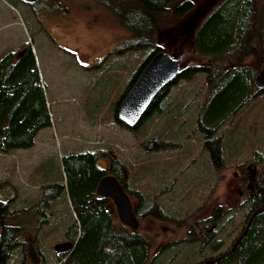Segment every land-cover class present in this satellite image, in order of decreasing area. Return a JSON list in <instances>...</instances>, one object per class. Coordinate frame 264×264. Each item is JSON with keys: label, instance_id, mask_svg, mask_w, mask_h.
Listing matches in <instances>:
<instances>
[{"label": "trees", "instance_id": "1", "mask_svg": "<svg viewBox=\"0 0 264 264\" xmlns=\"http://www.w3.org/2000/svg\"><path fill=\"white\" fill-rule=\"evenodd\" d=\"M100 1L113 11L116 23L128 35L112 51L118 59L121 86L119 98L108 110L114 122L125 126L117 117V106L152 56L162 50L156 37L167 16H185L193 8V1ZM8 2L16 4L15 0ZM29 6L34 14L60 9L57 0H38ZM29 36L32 40V33ZM31 40L9 45L0 52V153L33 147L39 132L53 123ZM192 43L205 63L181 65L178 75L158 92L140 122L125 127L137 143L143 144L145 153L154 156L151 164H158L155 158L160 152L176 151L194 138L201 139V150H211L209 167L217 173L226 162L224 128L229 124L231 128L226 131L234 133L246 122L247 110L264 99V90L255 84L264 66V0H218L197 26ZM114 65L115 61H108L109 69ZM198 80L202 83L194 89ZM200 94L201 100L194 102ZM193 107L195 116L191 115ZM100 108L99 102L92 103L87 111L96 117ZM190 116L194 117V126L188 129ZM183 133L193 138L181 143L178 137ZM247 149L248 161L257 169L264 162V151L253 142ZM60 156L59 165L49 158L47 166L42 162L37 167L41 190L36 198L18 199L19 188L12 178L0 176V264H11L29 232L36 239L38 234L44 239L58 233L56 236L66 245L54 253L55 264H264V171L254 173L252 189L239 204L240 215L229 216L218 224L225 216L223 206H216L207 220L198 217L207 198L190 213L189 202L185 208L189 211L182 218L168 214L162 207L160 199L176 187L178 176L145 196L129 186L126 174L130 168L120 159H112L108 167H102V157L90 149H71ZM235 159L232 156L231 161ZM245 163L239 162L236 167L242 169ZM175 164L172 161L169 166ZM143 165L137 167L140 173L152 171V167ZM186 166L194 167L193 163ZM186 168L179 169V173ZM108 174L116 177L130 198L138 199L136 211L140 208L143 212L137 229L124 226L114 206L97 194L98 182ZM59 201L65 203L66 213L64 207L53 208ZM58 211L61 217L54 215ZM147 217L176 226L189 223L187 236L168 242L178 246L176 251L151 255L154 239L139 230L141 220ZM191 221L195 222L194 228H190ZM197 221H209L210 226L198 234L201 222ZM60 225L63 229L57 231Z\"/></svg>", "mask_w": 264, "mask_h": 264}, {"label": "rangeland", "instance_id": "2", "mask_svg": "<svg viewBox=\"0 0 264 264\" xmlns=\"http://www.w3.org/2000/svg\"><path fill=\"white\" fill-rule=\"evenodd\" d=\"M192 1L193 8L185 16L176 18L169 14L167 22L160 27L156 37L164 52L182 58L181 65L191 62L205 63L204 59L197 56L192 38L199 23L218 2ZM15 2L13 6L8 0H0V52L9 45L19 44L25 39L31 40L29 35L32 33L31 42L53 119L52 125L38 134L33 147L0 153V176L12 178L19 188L18 199L38 196L41 189L37 167H40L42 162L47 166L49 162L46 159L51 158L54 165H59L62 152L90 149L102 157L99 159V165L102 167H108L112 159H120L130 168L126 174L129 186L139 189L145 196L156 192L168 179L178 176L176 187L160 199L162 207L176 218H182L189 211L185 209L189 202L190 213L195 211L205 198V208L198 213L202 220H207L216 206H223L225 211L224 218L222 217L218 224L229 216L233 215L235 218L240 215L239 204L245 198V193L252 189L254 173L256 170L264 171V162L257 169L251 165L247 149L253 142L264 151V99L247 110L244 115L246 122L234 133L226 131L230 130L231 125L228 124L224 128L226 162L217 173L209 167L211 150L205 147L202 151L201 139H192L193 137H187L184 133L178 137L181 143L192 140L176 151L160 152L155 156V159H159V162L155 160L158 164H151L149 161H154L151 158L154 156L147 155L143 144L137 143L127 127L114 122L108 111L119 98L121 86L118 59L112 51L128 36L116 23L113 11L105 6L104 1L99 0H57L60 7L58 12L38 11L34 14L29 4L21 0ZM109 4L114 6L115 2L110 1ZM108 61H115V65L110 69ZM201 83L202 80H198L192 87L196 89ZM201 98V94L197 95L194 102H199ZM97 102L101 108L94 117L87 109ZM194 109H191L192 116ZM182 118L186 121V117ZM190 118L192 121L188 129L194 126V117ZM235 121L236 119L232 123ZM234 140L239 142L232 143ZM232 156L236 157V162L231 161ZM172 161H176L173 168L169 166ZM242 161L246 163L242 169H238L236 165ZM178 162L182 163L177 166ZM190 163H193V168L186 166ZM140 165H149L153 169L140 173L137 168ZM180 166L188 168L180 174ZM57 172L55 171V175ZM211 189L213 192L207 197ZM131 201L137 208L138 199L131 196ZM62 202H56L53 208L64 207L63 212L66 213L65 203ZM109 204L114 206L112 201H109ZM142 212L140 208L136 211L139 220ZM54 215L61 217L62 213L58 211L54 212ZM191 222L193 223L190 228H194L195 222ZM198 222H201V225L197 224L198 234L203 233L206 226H210L209 221ZM211 226L217 227L215 224ZM188 228L189 223L176 226L147 217L141 220L139 230L154 239L151 248L153 256L161 251H176L178 246L168 245V242L187 236ZM62 229L60 225L57 231ZM227 229L230 230V227ZM56 234L44 239L38 234L36 239L32 232L27 233L28 239L19 247L11 264H33L28 254L29 243L35 247L39 264H55L54 253L66 245Z\"/></svg>", "mask_w": 264, "mask_h": 264}, {"label": "water", "instance_id": "3", "mask_svg": "<svg viewBox=\"0 0 264 264\" xmlns=\"http://www.w3.org/2000/svg\"><path fill=\"white\" fill-rule=\"evenodd\" d=\"M32 4L38 0H22ZM181 57H176L161 50L152 56L138 75L130 91L117 106V117L127 127L136 126L158 92L169 84L181 70ZM255 84L264 90V66L255 77ZM96 192L99 196L110 199L119 221L126 227L137 229L139 219L136 207L130 196L122 189L114 175L103 176L98 182ZM28 254L33 264H39L35 247L29 243Z\"/></svg>", "mask_w": 264, "mask_h": 264}, {"label": "flooded vegetation", "instance_id": "4", "mask_svg": "<svg viewBox=\"0 0 264 264\" xmlns=\"http://www.w3.org/2000/svg\"><path fill=\"white\" fill-rule=\"evenodd\" d=\"M107 199V198H106ZM108 201H111L110 199H107Z\"/></svg>", "mask_w": 264, "mask_h": 264}, {"label": "crops", "instance_id": "5", "mask_svg": "<svg viewBox=\"0 0 264 264\" xmlns=\"http://www.w3.org/2000/svg\"><path fill=\"white\" fill-rule=\"evenodd\" d=\"M41 131H42V130H41ZM41 131H40V132H41ZM40 132H39V133H40Z\"/></svg>", "mask_w": 264, "mask_h": 264}]
</instances>
